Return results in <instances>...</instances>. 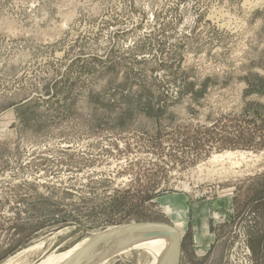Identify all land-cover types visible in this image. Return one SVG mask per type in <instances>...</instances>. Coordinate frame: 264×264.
Returning <instances> with one entry per match:
<instances>
[{"label":"rangeland","instance_id":"1","mask_svg":"<svg viewBox=\"0 0 264 264\" xmlns=\"http://www.w3.org/2000/svg\"><path fill=\"white\" fill-rule=\"evenodd\" d=\"M171 194L180 264H264V0H0V264L172 223Z\"/></svg>","mask_w":264,"mask_h":264},{"label":"bare ground","instance_id":"2","mask_svg":"<svg viewBox=\"0 0 264 264\" xmlns=\"http://www.w3.org/2000/svg\"><path fill=\"white\" fill-rule=\"evenodd\" d=\"M171 195L172 196L168 195L167 198L162 199L161 202L163 203V206L167 208V213L170 215L172 224H174V226L181 234L190 222L191 207H189L187 211V208L185 206H182L181 204L183 203V198L179 197L178 195ZM173 206L175 207V209L172 208ZM183 211L184 215L182 216ZM126 226L128 225L126 224L125 226L111 227L104 232H98V234L109 232L111 230L122 229ZM98 234L96 233V235ZM166 239L170 242V248L167 257L161 264H172L176 253L175 248L177 241L173 236V231L170 229L142 230L140 232L127 233L123 236L117 237L103 236L96 242L95 245L87 249L86 255L83 257L80 264H97L102 259H108L115 253H119L120 251L124 250H135V248H142L146 249V251L151 252L149 249L150 244L155 243V241ZM92 240L93 237L91 239L84 240L81 244L69 249L65 254H61L55 257L54 260L52 258L50 264H75L80 257L78 253L79 250ZM152 264H154V262Z\"/></svg>","mask_w":264,"mask_h":264},{"label":"water","instance_id":"3","mask_svg":"<svg viewBox=\"0 0 264 264\" xmlns=\"http://www.w3.org/2000/svg\"><path fill=\"white\" fill-rule=\"evenodd\" d=\"M173 195H178L179 197L183 198V203L182 206H185L187 208V211L189 209L190 206H188V198L185 194H173ZM172 196V195H170ZM173 209H175V207H172ZM182 213V212H181ZM184 215V211L182 213V216ZM154 229H167V230H172L173 231V236L176 238L177 244H176V253H175V257L173 260L172 264H180V260H181V256H182V235L180 234V232L177 230V228L174 226V224L169 223V224H164V223H160V222H154V223H150V222H140V223H134L131 225L126 226L125 228L122 229H118V230H111L109 232H105L102 234H98L96 236L93 237V240L89 243H87L85 246H83L80 250H79V259L77 260V262L75 264H80L83 257L86 255V251L89 247L93 246L96 244V242L98 240L101 239V237L106 236V237H117V236H123L127 233H135V232H140L142 230H154Z\"/></svg>","mask_w":264,"mask_h":264}]
</instances>
